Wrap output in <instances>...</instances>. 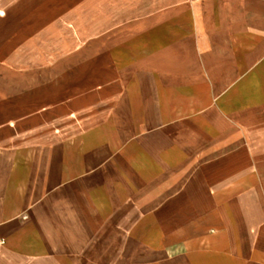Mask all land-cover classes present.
<instances>
[{
    "label": "crops",
    "instance_id": "obj_1",
    "mask_svg": "<svg viewBox=\"0 0 264 264\" xmlns=\"http://www.w3.org/2000/svg\"><path fill=\"white\" fill-rule=\"evenodd\" d=\"M202 1L198 50L119 56L96 109L71 102L70 149L45 127L35 151L0 134V264H264L263 199L239 181L264 148L232 140L248 122L218 98L242 74L217 48L264 40V0Z\"/></svg>",
    "mask_w": 264,
    "mask_h": 264
},
{
    "label": "rangeland",
    "instance_id": "obj_2",
    "mask_svg": "<svg viewBox=\"0 0 264 264\" xmlns=\"http://www.w3.org/2000/svg\"><path fill=\"white\" fill-rule=\"evenodd\" d=\"M29 1L24 7L23 0H0V134L18 140L14 149H42L38 137L44 127L48 134L61 133L70 149L71 102L78 97L80 113H86L88 99L91 111L96 109L92 88L103 85L111 71L120 69L119 56L126 55L127 69H131L136 54L198 50L196 13L202 0ZM7 11L16 16L9 18ZM263 41L247 47L224 41L217 47L223 68L236 55L242 74L235 82L224 79L218 98L224 118L248 122L243 128H234L232 140L239 138V149L246 133L264 148ZM24 136L31 137L30 144L22 141ZM74 137L81 141L84 134L75 132ZM239 181L252 185L247 192L262 198L264 204V171L241 174Z\"/></svg>",
    "mask_w": 264,
    "mask_h": 264
},
{
    "label": "bare ground",
    "instance_id": "obj_3",
    "mask_svg": "<svg viewBox=\"0 0 264 264\" xmlns=\"http://www.w3.org/2000/svg\"><path fill=\"white\" fill-rule=\"evenodd\" d=\"M9 1H10V0H9ZM13 1H14V0H13ZM18 1H20V0H18ZM34 1H35V0H34ZM24 2L26 3V5H24V7H27V4H29V3H27L26 0H25V1L23 0V3H24ZM29 2H30V4H31V3L33 2V0H32V1L30 0ZM21 3H22V2H21ZM23 3H22V4H23ZM19 4H20V2H19ZM22 4H21V6H22ZM10 5H12V3L9 4V7H10ZM29 6H30V5H29ZM29 6H28V7H29ZM10 8H11V7H10ZM10 8H9V9H10ZM12 8H13V7H12ZM18 8H19V6H18ZM6 9H7V8H6ZM16 9H17V7H16ZM21 9L24 10L23 8H21ZM25 9H26V8H25ZM12 11H13V14H14V10H12ZM12 11H11V12H12ZM20 11H21V10H20ZM8 12H9V11H7V12H5V13L9 16V18H14V16L17 15L16 13L19 12V10H17V11L15 12L16 15H14V16H12V17L10 16L11 14L8 13ZM0 13H2V12H0ZM0 15H1V14H0ZM3 15H4V14H3ZM1 16H2V15H1ZM2 28H3V27H2ZM2 28H0L1 36H2V32H1V31H3ZM6 32H7V31H6ZM6 32H5V33H6Z\"/></svg>",
    "mask_w": 264,
    "mask_h": 264
},
{
    "label": "built area",
    "instance_id": "obj_4",
    "mask_svg": "<svg viewBox=\"0 0 264 264\" xmlns=\"http://www.w3.org/2000/svg\"><path fill=\"white\" fill-rule=\"evenodd\" d=\"M6 244V239L0 234V248Z\"/></svg>",
    "mask_w": 264,
    "mask_h": 264
}]
</instances>
